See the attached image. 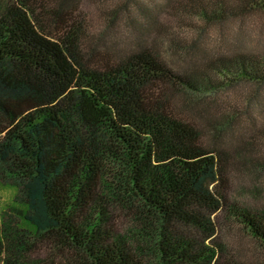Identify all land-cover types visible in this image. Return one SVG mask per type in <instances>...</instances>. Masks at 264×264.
Returning <instances> with one entry per match:
<instances>
[{
  "label": "trees",
  "instance_id": "trees-1",
  "mask_svg": "<svg viewBox=\"0 0 264 264\" xmlns=\"http://www.w3.org/2000/svg\"><path fill=\"white\" fill-rule=\"evenodd\" d=\"M86 1L96 5L99 31ZM178 7L202 24L191 26L202 39L209 25L264 12V0ZM161 12L169 14V0H0V156L23 181L29 231L67 264H210L214 250L182 229L206 231L218 210L264 248V210L228 199V178L245 164L235 154L247 159L259 150L264 126L252 127L248 112L218 95L264 85V53L175 70L157 41L166 27ZM247 90L236 101L247 103ZM246 131L257 139L248 141ZM228 137L238 141L224 143ZM260 160L249 165L264 171ZM108 188L133 218L131 245L109 223ZM146 237L155 263L140 258ZM19 243L16 254L28 245Z\"/></svg>",
  "mask_w": 264,
  "mask_h": 264
},
{
  "label": "rangeland",
  "instance_id": "rangeland-1",
  "mask_svg": "<svg viewBox=\"0 0 264 264\" xmlns=\"http://www.w3.org/2000/svg\"><path fill=\"white\" fill-rule=\"evenodd\" d=\"M142 1L149 4L151 0ZM152 2L163 3V0H152ZM179 2L181 0H169V14L161 12L157 18L167 27V29L166 27L163 30L161 29L162 34L158 37V44L175 70L188 72L200 67L209 58L223 54L235 52L264 53V12H255L209 25L205 29V37L199 39L198 31L191 28V26L202 24L196 19L188 18L178 7ZM84 4L85 8L91 13L94 31L101 30L95 3L86 1ZM243 88H248L247 92L250 93L247 103L236 101L238 100L237 96L240 95L241 97ZM218 95L222 99L232 98L233 107L241 112H248L249 117L252 118V122H249L252 127L264 126V85L236 86L223 90ZM233 130L234 135L237 137H240V133L243 132L240 131L241 126ZM245 134L248 141L257 139V133L246 131ZM0 138H2V135H0ZM237 141L238 139L228 137L225 138L224 143L228 142L227 144L231 145ZM260 144L258 145L259 150L251 152V155L248 153L250 158H242L243 155L235 154L238 161L244 160L245 164H238L239 169L233 171L228 178V199L230 203L244 206L252 211L264 210V171H256L255 167L249 165L252 160L256 162L257 160L261 161L260 157L264 158V137L261 138ZM236 147L233 148L236 149ZM236 150L239 153V149ZM12 171L11 163L0 156V264H67V261L63 260L60 251L55 250L42 238H36L29 231V225L22 215V208L25 206L23 181ZM109 191L111 189L108 188L104 192L108 198L106 207L110 214L109 223L115 229V235L124 236L131 245L137 239L133 218L119 204L115 195H112ZM207 226L206 231L185 230L183 227L182 232L184 234H187L186 232L196 234L198 237L205 239V247L214 250V256L210 264H217L219 261L225 260L253 264L258 257L264 259V248L246 234L227 210H218L211 213ZM17 235L20 236L21 240L28 243L26 248L23 245V250L21 246L19 254L14 253L12 248L14 243L20 242L19 238L14 239ZM141 241L144 254L136 253V255H141L140 258L144 259L146 263L157 262L158 256L153 249L154 240L146 237ZM77 252L82 253L79 250ZM177 264L190 263L178 262Z\"/></svg>",
  "mask_w": 264,
  "mask_h": 264
}]
</instances>
